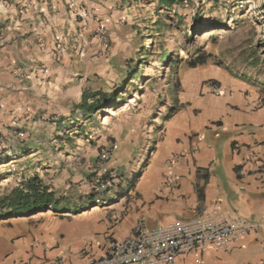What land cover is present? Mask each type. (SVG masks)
<instances>
[{"label": "crops", "instance_id": "0c3cea01", "mask_svg": "<svg viewBox=\"0 0 264 264\" xmlns=\"http://www.w3.org/2000/svg\"><path fill=\"white\" fill-rule=\"evenodd\" d=\"M112 5L108 0H0V145L29 132H47L50 116L58 125L66 115L88 119L78 107L88 91L81 86L83 70L99 46L98 22L111 20ZM210 80L220 93L210 92ZM175 83L181 89L170 105L175 110L162 118L150 171L139 184L103 190L82 163L65 168L73 182L65 187L34 170L29 176L50 184L61 202L0 218V264H78L98 258L141 218L153 227L204 211L248 221L264 215V104H257V88L205 63L188 64ZM187 98L193 108H177ZM195 107L202 109L194 113ZM25 149L21 156L37 152L38 145ZM74 184L78 194L64 201ZM176 264H264V227L236 239L229 249L181 254Z\"/></svg>", "mask_w": 264, "mask_h": 264}, {"label": "rangeland", "instance_id": "374dc122", "mask_svg": "<svg viewBox=\"0 0 264 264\" xmlns=\"http://www.w3.org/2000/svg\"><path fill=\"white\" fill-rule=\"evenodd\" d=\"M108 1L113 15L108 22L101 20L106 25L98 22L94 35L99 46L83 70L81 86L112 92L123 81L115 101L88 119L76 113L58 125L50 116L47 132L2 143L0 160L6 159L0 161V193L34 170L57 186L73 184L65 168L72 170L77 163L92 170L89 178L103 190H121L129 181L135 187L150 171L162 118L181 90L175 79L199 54L206 57V66L223 68L255 86L257 104H264V0H184L171 10L158 8L153 0ZM164 53L168 56L162 61ZM133 67L134 77L127 74ZM192 104L187 98L177 108L192 109ZM77 128L84 129L83 135ZM27 145H38L37 152L21 156ZM75 185L68 187L64 201L78 194Z\"/></svg>", "mask_w": 264, "mask_h": 264}, {"label": "built area", "instance_id": "2783aa9c", "mask_svg": "<svg viewBox=\"0 0 264 264\" xmlns=\"http://www.w3.org/2000/svg\"><path fill=\"white\" fill-rule=\"evenodd\" d=\"M207 85L213 92L220 90L214 80ZM259 226L264 227V215L248 221L204 211L153 227L141 218L129 235L112 240L102 256L78 264H176L181 254L208 248L229 249L236 239Z\"/></svg>", "mask_w": 264, "mask_h": 264}, {"label": "trees", "instance_id": "16d2710c", "mask_svg": "<svg viewBox=\"0 0 264 264\" xmlns=\"http://www.w3.org/2000/svg\"><path fill=\"white\" fill-rule=\"evenodd\" d=\"M157 2V6L160 9H174V6L181 4L184 0H153ZM167 53H164L161 60L165 61ZM206 61V57L203 54L197 55L195 58L190 59L188 64L190 66H196L203 64ZM135 67L129 69L128 75L133 73V77L137 74L134 72ZM123 85V81L120 82L112 92H106L103 90L96 91H83L81 96V102L78 105L81 112L85 117L90 118L93 113L100 111L108 107L115 101V91ZM175 110V107H170L167 115H171ZM84 129L77 128V134L83 135ZM1 158L0 161H3ZM61 202V198L57 197L50 184L34 174L32 176L23 175L22 178L10 189L0 193V218L1 217H13L19 215H25L30 213H36L45 211L51 207L58 206Z\"/></svg>", "mask_w": 264, "mask_h": 264}]
</instances>
